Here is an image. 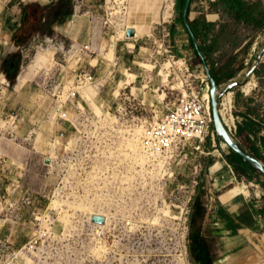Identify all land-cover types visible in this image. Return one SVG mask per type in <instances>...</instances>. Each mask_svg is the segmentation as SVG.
<instances>
[{
	"label": "rangeland",
	"instance_id": "rangeland-1",
	"mask_svg": "<svg viewBox=\"0 0 264 264\" xmlns=\"http://www.w3.org/2000/svg\"><path fill=\"white\" fill-rule=\"evenodd\" d=\"M16 1L32 5L39 15L57 0ZM12 2L0 0V23L6 12L21 16ZM100 3L105 13V0ZM77 6L79 15L93 10L88 0H73V14ZM92 12L100 27V7ZM177 18L176 12L167 46L150 40L155 55L125 50L122 60L142 67L137 79L114 70L120 66L122 33L112 37L108 31L101 46L99 40L89 48L73 47L76 42L60 30L48 35L40 22L37 33L9 47L18 53V64L10 72L14 82L0 70V264H194L190 236L201 226L193 217L217 188L264 199V183L221 178L233 168L216 162L231 148L219 143L216 155H206L211 136L204 154L175 153L174 175L167 167L150 173L140 165L146 127L162 117L184 86L201 87L202 66ZM263 43L264 33L253 59ZM168 46L187 59L189 72L173 62ZM40 57L46 66L37 72ZM86 72L94 83L75 98L62 97L64 87ZM131 82L138 91L127 88ZM93 214L105 215L106 225L93 224ZM249 240L247 264H264V227Z\"/></svg>",
	"mask_w": 264,
	"mask_h": 264
},
{
	"label": "crops",
	"instance_id": "crops-1",
	"mask_svg": "<svg viewBox=\"0 0 264 264\" xmlns=\"http://www.w3.org/2000/svg\"><path fill=\"white\" fill-rule=\"evenodd\" d=\"M9 1L12 2V0ZM201 1L202 0H198L193 3L192 8L194 12H199L204 7L207 11L206 14L208 21L211 20V22H220L222 20V11L215 8L209 11L208 8L210 6V0H205L204 5H202ZM88 2L89 7L93 8V10H89L91 12L80 15L73 14L66 18L63 23L55 24L53 29L56 32L60 30L59 32L65 37L70 38L73 42L79 43L81 45H95L99 40L100 46L104 43L107 44L109 32L107 27L102 23V19L105 16V13L102 11V4L100 3V5H97V0H88ZM125 3L128 9V25L137 31L138 36L137 38L122 39V47L116 52V58L119 59L120 66L118 69L114 70H116V72L122 73L123 76H126V72H128L137 79L140 76L139 72H137L139 70L138 66L139 68H142L140 67V63L136 60H130L129 58L127 59V65L125 60L122 59L125 57V50L131 52V48L136 49L139 54L145 51L149 52L150 56L155 55V53L149 51L150 48L148 45L151 43L150 40L147 39V35L156 33L154 29L161 20V7L163 0H125ZM16 4L20 6V2H17L16 0L12 2V6H15ZM99 7L100 27H98L96 24L98 19L92 12L98 11ZM19 19L21 20V16L13 17L9 12H6L2 17L0 23V70H2L3 62L12 53V49H10L14 45L12 39L15 32L19 30L21 26V21ZM169 27H171V25H169ZM263 33L264 30L253 33L240 47L234 51H230L229 54L236 55L232 70H238V72L223 84L241 79V77L244 75L245 69L253 61L254 48L257 43H260ZM251 36L254 37L251 44L245 46L251 39ZM159 53L160 52H158V54ZM220 53L221 51L217 52L216 55L219 58V66H223L228 55L224 57L221 56ZM106 54L110 56L108 51ZM156 56L158 59L159 56ZM38 57L39 55H37V58ZM129 57H131V55H129ZM133 57L136 58V55H133ZM263 64L264 58L258 68L262 67ZM38 65L39 68L35 69L37 72L46 66V61L40 57ZM106 72L107 69L104 70V73ZM36 73H34L30 78L35 76ZM29 74L30 73L27 75ZM30 78L28 80H30ZM251 81L252 84L254 82H257L258 84V88L255 89L251 95H238L239 91L241 92L240 87H237L232 91L236 114L240 116L241 121L244 119L245 112L249 106H254L256 102L263 104L264 106V73L260 77H258L255 73ZM23 85L19 87H22ZM127 88H130L131 93L133 92V89L138 91V88L133 85V82L130 84L127 83ZM143 94L147 95V91H144ZM140 95H142V90H140ZM249 97H252L254 101L249 102ZM211 143L212 147L211 149H208V153H206V155H216V152H219V149H216L219 148V145L217 147L213 141ZM229 154H226V158H222L220 161L228 159L227 156H230ZM231 172L232 174H230V172L227 170L224 174H222L221 178L225 180L226 176H229L230 183L238 181L239 184L240 180L242 182H244V180L250 182L244 174L236 172L234 168ZM220 181L223 183V180ZM251 182H258V180L253 179ZM258 183L261 184L260 181ZM222 186L225 188V185ZM218 191L219 190L217 188L216 194L209 197V203L206 204L204 208L200 206L198 207V210L195 211V213H198V216L193 217V220L196 221V224H199L201 227L193 228V231L197 232L204 242L205 254L209 258L208 263L247 264L250 259L249 236L250 234L255 235V232L264 227V199L260 200L257 198H250L246 194L233 195L232 190L221 193ZM229 225L235 228V233L232 228H228Z\"/></svg>",
	"mask_w": 264,
	"mask_h": 264
},
{
	"label": "trees",
	"instance_id": "trees-1",
	"mask_svg": "<svg viewBox=\"0 0 264 264\" xmlns=\"http://www.w3.org/2000/svg\"><path fill=\"white\" fill-rule=\"evenodd\" d=\"M196 1L198 0H191L188 12V26L192 28L194 38L191 37L188 26L184 22L183 12L186 0H177L176 2V12L179 15L177 22H180L189 34L195 51L196 63L203 66L206 65L216 82L221 85L238 72V70H232L236 55L229 54L230 51L240 47L253 33L264 30V0H210L209 11L213 8L222 11V20L218 23L211 22V20L208 21L207 11L193 15L196 11L194 12L192 5ZM31 8L32 5L21 3V26L13 37V43L17 47L25 39L38 32L36 27L40 22L48 26V35H53V26L57 23H63L66 18L73 14V0H57L45 6L39 15L35 14ZM172 35L175 36V30ZM253 38L251 36L245 46L251 44ZM219 51H221V56L225 57L228 55L223 66H219V58L216 55ZM17 57L18 53H11L2 65V70L12 82H14L15 75L12 76L10 73L12 71L11 66L12 64H18L16 61ZM263 73L264 64L256 70L258 77ZM238 95L242 96L243 93L239 91ZM248 101L253 102L254 99L249 97ZM212 129L215 130L213 125ZM236 136L246 149L264 161L263 104L256 102L254 106L248 107L244 119L238 123ZM217 138L218 140L220 139L218 136ZM211 142V137H209L206 144L207 149H211ZM229 155L227 158L234 170L244 174L248 181L251 182L261 175L258 169L254 168L232 149ZM228 228H232L235 233V228L231 225ZM190 253L194 264L208 263L209 258L205 254L204 242L200 235L193 230L190 236Z\"/></svg>",
	"mask_w": 264,
	"mask_h": 264
},
{
	"label": "built area",
	"instance_id": "built-area-1",
	"mask_svg": "<svg viewBox=\"0 0 264 264\" xmlns=\"http://www.w3.org/2000/svg\"><path fill=\"white\" fill-rule=\"evenodd\" d=\"M204 5L205 0L201 1ZM79 6L75 7V14H77ZM206 11L203 7L199 12ZM176 19V0H163L161 7V20L156 25L154 31L147 35V39H153L154 43L160 46H167V41H170L171 25ZM102 23L107 27L109 32H112V37L122 33L126 36V31L130 26L128 25V9L125 0H105V16ZM138 34L136 31L137 38ZM170 43V42H169ZM79 43L73 44L79 46ZM258 43L256 44V46ZM256 46L254 51H256ZM166 47L165 52L168 53L175 64H179V68L186 67L189 72L190 67L185 57L177 58L172 54V50ZM89 48V45L86 46ZM202 66L200 75L201 87L184 86V90L175 100V102L168 107L167 111L161 118L157 119L154 124L148 125L143 132L140 140V149L143 155H140V165L152 172L155 168L167 167L174 175L175 170L172 166V158L177 151L186 154L190 149L204 154L203 149L206 138L211 136L213 143L218 147V144L228 146L221 139L218 140L215 130L212 129L213 113H212V97H211V83L206 75L205 66ZM95 79L91 73L77 75L75 81L70 83L69 87H64L62 90V97L66 96L68 99L75 98L81 94V90L94 83ZM258 88L257 82L241 86V92L245 96ZM220 113L223 121L229 131L236 136L238 130V123L241 121L240 116L236 114L233 92L226 94L220 101ZM218 142V143H217ZM206 154V153H205ZM187 156V155H185ZM216 163H226L229 167L227 159L224 161L218 160ZM197 184V181H194ZM186 212L185 215H188Z\"/></svg>",
	"mask_w": 264,
	"mask_h": 264
},
{
	"label": "water",
	"instance_id": "water-1",
	"mask_svg": "<svg viewBox=\"0 0 264 264\" xmlns=\"http://www.w3.org/2000/svg\"><path fill=\"white\" fill-rule=\"evenodd\" d=\"M191 0H186L184 6V22L188 26V12L190 9ZM189 33L192 38H194V33L191 27L188 26ZM126 36L128 38H133L136 36V30L133 27H130L126 31ZM197 46V44H196ZM264 58V43L255 58L253 59L252 63L247 66L244 71V75L241 79L236 81H231L229 83L219 85L214 77L211 74L210 69L205 65L206 75L208 76L210 83H211V97H212V113H213V126L215 128L216 135L224 141L233 151L238 153L243 157V159L249 162L254 168L258 169L260 172V176H257V180L261 183H264V161L259 159L253 153H251L248 149H246L237 136L233 135L229 129L226 127L223 118L220 113L219 105L221 99L232 92L235 88L244 86L248 84L253 76L256 73L260 63ZM48 162V161H47ZM93 224L98 226H104L106 224V216L101 214H93L91 217Z\"/></svg>",
	"mask_w": 264,
	"mask_h": 264
},
{
	"label": "flooded vegetation",
	"instance_id": "flooded-vegetation-1",
	"mask_svg": "<svg viewBox=\"0 0 264 264\" xmlns=\"http://www.w3.org/2000/svg\"><path fill=\"white\" fill-rule=\"evenodd\" d=\"M12 70L16 69L17 68V65L16 64H12Z\"/></svg>",
	"mask_w": 264,
	"mask_h": 264
},
{
	"label": "bare ground",
	"instance_id": "bare-ground-1",
	"mask_svg": "<svg viewBox=\"0 0 264 264\" xmlns=\"http://www.w3.org/2000/svg\"><path fill=\"white\" fill-rule=\"evenodd\" d=\"M249 61H250V60H249ZM222 166H224V165H222ZM104 216H105V215H104ZM106 223H107V218H106ZM105 225H106V224H105ZM105 225H104V226H105ZM101 227H102V226H101Z\"/></svg>",
	"mask_w": 264,
	"mask_h": 264
}]
</instances>
